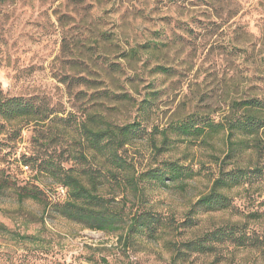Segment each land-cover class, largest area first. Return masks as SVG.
I'll return each mask as SVG.
<instances>
[{
    "label": "rangeland",
    "instance_id": "1",
    "mask_svg": "<svg viewBox=\"0 0 264 264\" xmlns=\"http://www.w3.org/2000/svg\"><path fill=\"white\" fill-rule=\"evenodd\" d=\"M0 89L52 112L0 134V224L8 230H0V264H264V218H252L264 215V176L231 191L225 212L195 209L196 238L247 225L261 247L227 243L211 255L173 261L172 245L191 238L181 224L209 193L224 146L219 139L214 151L178 143L160 153L151 144L152 134L160 145L159 132L189 115L218 123L232 102L264 97V0H4ZM88 116L141 123L144 135L121 152L136 177L168 162L195 173L184 183L143 182L141 195L103 192L130 217L148 210L175 222L177 232L119 240L123 231L91 230L60 215L66 190L44 170L98 168L75 159L77 128ZM25 189L38 190L39 199L20 202L16 193Z\"/></svg>",
    "mask_w": 264,
    "mask_h": 264
},
{
    "label": "trees",
    "instance_id": "2",
    "mask_svg": "<svg viewBox=\"0 0 264 264\" xmlns=\"http://www.w3.org/2000/svg\"><path fill=\"white\" fill-rule=\"evenodd\" d=\"M3 1L0 0V3ZM51 115V110L43 105H38L33 100L4 96L0 89V134L8 124L24 121L26 125L44 122L50 119ZM87 119V122H82L77 128V135L81 139L76 140L80 149L75 152V159L92 162L98 168L92 167L76 173L74 170H63L47 164L44 170L66 190L65 202L56 206L60 215L91 230L109 234L123 231L124 236L119 240H129L134 233H142L157 241L167 231L177 232L178 228L173 224L175 222L168 223L148 210L130 217V214L125 212L126 206H113L112 203L116 201L115 190L123 189L133 196L141 195L143 182L154 181L163 185H166V181L184 183L195 173L180 166L178 162H168L160 169H153L136 177L133 164L121 152L132 145L135 139L144 135L145 130H142L141 123L133 122L120 126L108 122L105 118L88 116ZM90 120L98 125L89 124ZM159 133L162 137L161 144L157 143L156 133L151 135V144L152 148L160 153L175 149L178 143L214 151L217 149L214 141L219 139L224 146L220 150L223 157L215 158L219 163V172L212 181L209 193L196 202L181 224L191 238L180 246L175 243L172 245L173 261L186 262L194 254L211 255L219 246L223 247L227 243L244 248L250 241L253 247H261L262 242L258 237L248 236L247 225L216 229L196 238L199 224L195 218L198 214L195 209H204L211 213L225 212L231 207L228 195L231 191L246 186L252 187L264 176V97L250 96L232 102L229 116L218 123L209 117L198 118L192 114L172 123ZM170 135H175L176 139H171ZM108 187L112 188L110 192H114L113 197L103 194ZM37 192L35 189H25L16 194L22 202L27 199L38 200ZM127 217H130V220ZM252 218L262 219L264 215L254 214ZM0 230L8 231L1 224Z\"/></svg>",
    "mask_w": 264,
    "mask_h": 264
},
{
    "label": "built area",
    "instance_id": "3",
    "mask_svg": "<svg viewBox=\"0 0 264 264\" xmlns=\"http://www.w3.org/2000/svg\"><path fill=\"white\" fill-rule=\"evenodd\" d=\"M26 169H28V167H26ZM64 190V189H63Z\"/></svg>",
    "mask_w": 264,
    "mask_h": 264
}]
</instances>
